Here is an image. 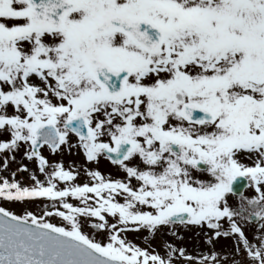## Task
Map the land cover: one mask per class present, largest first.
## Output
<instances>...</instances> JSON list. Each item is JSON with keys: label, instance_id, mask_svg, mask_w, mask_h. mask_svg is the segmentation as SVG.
<instances>
[{"label": "snow or ice", "instance_id": "snow-or-ice-1", "mask_svg": "<svg viewBox=\"0 0 264 264\" xmlns=\"http://www.w3.org/2000/svg\"><path fill=\"white\" fill-rule=\"evenodd\" d=\"M4 136L0 264H264V0H0ZM45 147L123 175L81 183ZM179 226L212 250L152 246Z\"/></svg>", "mask_w": 264, "mask_h": 264}, {"label": "rangeland", "instance_id": "rangeland-1", "mask_svg": "<svg viewBox=\"0 0 264 264\" xmlns=\"http://www.w3.org/2000/svg\"><path fill=\"white\" fill-rule=\"evenodd\" d=\"M7 136L0 137V139H7ZM75 137H73V142H75ZM43 153L52 160L53 163L58 161H63L66 168H71L72 170L81 169L80 176L78 177L79 182H88V177L83 171L84 168L89 169H99L102 173L107 175L108 173H112L113 175H123V173L117 174L116 166L111 164L106 158H102L99 164H89L85 161L83 153L77 152L76 149H73L71 153L68 152L67 148H65V151L62 155L59 156H53L47 147L42 149ZM247 164L251 165V160H245ZM21 164H27L29 169L32 171L37 172V175L40 177V179H44L43 174L38 172V168L36 163L29 161L24 158L22 152L17 153V158L14 162L11 163L10 167L11 169L15 170L17 169ZM2 163H0V167H2ZM4 175H8V172H4ZM18 179L30 182L29 174L28 173H21L17 177ZM245 196H248L249 198L255 195L254 189L251 187L245 192ZM241 197L236 196H230V203L237 208L239 207ZM73 202H75L73 200ZM12 210L17 211L22 214V206L20 205H10ZM30 210H34L39 214V210L41 205L39 202L36 205H28L27 206ZM55 223H60V219L57 217L53 220ZM249 224H252L251 221H249ZM225 228H227V225H225ZM86 232H89L90 234L94 235L97 239H100L101 237L96 234V232L91 229L90 227H85L84 229ZM147 237V239H145ZM179 237H184L183 240H181ZM128 238L135 243L141 245L142 247H148L150 241H152V237L146 232L141 231L139 233H129ZM167 240L168 243H172L174 245H179L187 249L188 253L190 255H196L199 256L201 254H207L210 250H212L213 245L208 244L207 242V236L201 232L199 229L196 228H184L183 226H179L178 228V235L176 237H173L171 234V230H169L168 234H157L155 238V242L152 245L153 247H156V250L161 252L162 254L167 251L165 247H157L161 244V241ZM233 241L229 238H220L219 241L215 242V250L216 251H223V252H230L231 248L233 246ZM237 259H239L237 257ZM248 260H250V257H247Z\"/></svg>", "mask_w": 264, "mask_h": 264}, {"label": "water", "instance_id": "water-1", "mask_svg": "<svg viewBox=\"0 0 264 264\" xmlns=\"http://www.w3.org/2000/svg\"><path fill=\"white\" fill-rule=\"evenodd\" d=\"M237 188V193L233 194L235 196H240V194H244L245 190L247 189V181H241L238 185L234 186ZM254 222V221H253Z\"/></svg>", "mask_w": 264, "mask_h": 264}, {"label": "flooded vegetation", "instance_id": "flooded-vegetation-1", "mask_svg": "<svg viewBox=\"0 0 264 264\" xmlns=\"http://www.w3.org/2000/svg\"><path fill=\"white\" fill-rule=\"evenodd\" d=\"M246 163V162H245ZM249 164V163H248Z\"/></svg>", "mask_w": 264, "mask_h": 264}]
</instances>
